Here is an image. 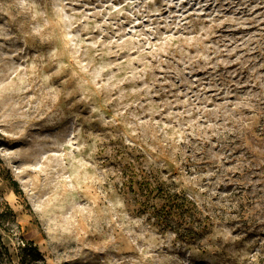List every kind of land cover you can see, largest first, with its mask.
Wrapping results in <instances>:
<instances>
[{"label":"rangeland","instance_id":"1","mask_svg":"<svg viewBox=\"0 0 264 264\" xmlns=\"http://www.w3.org/2000/svg\"><path fill=\"white\" fill-rule=\"evenodd\" d=\"M130 163L199 235L139 211ZM0 215L2 264H264V0H0Z\"/></svg>","mask_w":264,"mask_h":264},{"label":"trees","instance_id":"2","mask_svg":"<svg viewBox=\"0 0 264 264\" xmlns=\"http://www.w3.org/2000/svg\"><path fill=\"white\" fill-rule=\"evenodd\" d=\"M119 174L124 192L132 196L141 213L149 214L154 225L172 231L182 239L200 234V220L195 203L187 195L160 180L154 169L136 168L130 163L121 167ZM20 255L19 264H28L39 257L32 244H25Z\"/></svg>","mask_w":264,"mask_h":264}]
</instances>
